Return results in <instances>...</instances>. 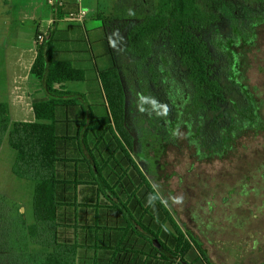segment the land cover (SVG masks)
Wrapping results in <instances>:
<instances>
[{"label":"trees","instance_id":"obj_1","mask_svg":"<svg viewBox=\"0 0 264 264\" xmlns=\"http://www.w3.org/2000/svg\"><path fill=\"white\" fill-rule=\"evenodd\" d=\"M242 4L263 11L241 22L238 12ZM77 10L78 3L69 0L55 8V14L64 19L68 12ZM222 13L228 20L227 31L205 34L219 22ZM97 16L104 25L111 20ZM262 20L264 0H158L154 9L128 32L132 55V68L127 76L131 97L128 104L133 106L130 115L139 132L151 122L160 138L162 127L170 135L178 125H184L200 155H221L243 130L263 129L264 121L256 103L237 79L235 60L227 50L228 42L240 36L251 37L253 24ZM61 37L58 34L54 44L61 43ZM77 39L79 35L72 41ZM53 40L49 39L46 49L37 40V53L30 67L50 94L60 93L56 85L87 79L86 70L75 64L84 59L79 56V49L74 58L54 59ZM163 40L168 44H153ZM167 53L171 62L166 61ZM92 79L93 90L101 93L106 106L109 122L105 125L97 123L98 117L94 121L92 115L87 116L84 105L75 98L51 97L49 122L11 121L8 103L0 101V145L7 135L9 145L16 150L12 173L33 182L32 222L26 224L24 214L18 213L27 234V242L19 243L21 250L30 252L32 244L43 264H79L84 247L89 248L91 255L87 264H98L99 260L105 264H214L201 241L174 219L132 158L135 138L125 120L127 97L119 68L116 65L96 68ZM59 105L79 107V126L74 134L57 132L55 108ZM139 119H143V124ZM113 159L116 163L112 168L127 164L115 178L110 169ZM143 163L149 170L147 161ZM131 168L135 172L129 175ZM136 171L146 188L140 199L135 193ZM125 174L128 180L123 183ZM98 175L104 186L112 188L114 201L123 204L133 222L117 204H100L98 199L94 203L78 201L79 185H94L98 197ZM148 195L144 203L142 199ZM10 226L11 222L2 216V264H9L10 260ZM63 229L73 232L70 240L60 236ZM85 231L94 232L99 240L86 241ZM153 239L158 240L163 251L154 245ZM257 264H264V259Z\"/></svg>","mask_w":264,"mask_h":264},{"label":"rangeland","instance_id":"obj_2","mask_svg":"<svg viewBox=\"0 0 264 264\" xmlns=\"http://www.w3.org/2000/svg\"><path fill=\"white\" fill-rule=\"evenodd\" d=\"M157 1L79 0L80 7L87 13L84 18L85 28L74 26L79 32V39L72 42L71 46L79 49V56L84 57L82 62L75 64L86 70L87 79L73 81V84L85 90L86 101L91 104L90 109L85 111L86 115H92L94 121L98 117L97 123L105 125L109 122L106 106L101 93L93 90L95 84L92 77L96 68L116 65L125 84L127 97L125 120L127 119L129 130L135 138L132 158L140 171L145 174L150 185L158 191L174 219L183 229L189 230L201 241L202 247L214 264H257L264 259V128L243 130L221 155H200L190 142L186 126L178 125L170 135L165 127H162L158 138L155 125L151 122L147 129L142 126L139 132L138 125H134L131 119L133 106L128 104L131 97L127 76L132 68V55L128 48V32L146 13L154 9ZM41 2L45 5L47 0H12L10 3L12 12L7 15L1 13L3 9L0 7V99L2 100L14 99L15 88L22 85L20 80L23 74L22 66L14 64V61L24 57L27 47L30 44L34 45V40H38L37 29L41 31L45 26V24L41 25ZM261 11L263 10L242 4L238 18L244 22L248 16L251 17L252 14ZM97 14L101 18H111V20L106 21L107 24L104 25ZM227 24V17L222 13L219 22L210 26L205 34L218 30L226 32ZM65 44L69 43L64 41L54 45L62 47ZM153 44L168 43L163 40ZM227 50L235 60L237 79L255 101L257 111L264 121V20L253 24L251 37L240 36L236 41L228 42ZM53 57L54 59L74 58V54L60 50L56 51ZM171 60L167 53L166 61L171 62ZM150 61L155 62L154 59ZM167 68L171 67L167 66ZM75 99L83 103L81 98ZM68 108V112L63 111V114H67L74 121L57 127L58 133L74 134L79 126V107L73 105ZM31 115L32 112L27 113V116ZM9 116L11 121L22 118V114L13 111ZM138 122L143 124V119H139ZM163 124L164 122L161 123L162 126ZM92 135L97 134L92 133ZM113 146V148L117 146L116 139L113 141ZM15 157L16 150L9 145L5 135L0 145V219L4 216L11 222L8 235L10 242L8 253L11 254L7 263L43 264L32 244H29L28 253L23 252L19 244L23 241L27 242V234L25 226L18 219V213L24 214L26 224L33 220V182L12 173ZM144 161L149 164V170L146 169ZM125 162L129 164L126 158ZM115 163L113 159L110 164L114 178L119 176L127 165L121 164L112 168ZM132 171L135 172V169L131 168L129 175ZM136 174L135 193L140 199L146 188L141 185L140 174L137 171ZM70 176L71 172L68 174V177ZM127 180L128 175L125 174L123 183ZM97 181L100 186L98 197L95 187L81 185L77 191L78 200L94 203L98 199L100 204L112 203L122 208L121 202L114 201L112 188L104 186L99 175ZM106 183L110 185L109 182ZM131 190L132 187L129 186V191ZM149 197L150 195L144 197L142 201L147 202ZM85 233L83 237L86 241L92 243L99 240L94 232L85 231ZM60 236L70 240L73 232L63 229ZM192 255L194 253L189 254L190 257ZM90 256L89 248L84 247L80 251L78 263H89ZM98 264L105 262L99 260Z\"/></svg>","mask_w":264,"mask_h":264},{"label":"crops","instance_id":"obj_3","mask_svg":"<svg viewBox=\"0 0 264 264\" xmlns=\"http://www.w3.org/2000/svg\"><path fill=\"white\" fill-rule=\"evenodd\" d=\"M11 1L12 0H8L7 2L0 1V7H2L3 9L1 13L7 15L12 12V8L10 6ZM71 1L74 0H70V2ZM62 18H63L62 15L55 14L54 7H52L50 4L47 3L44 5L41 2V25L45 24V26L43 29H41V31L40 29H37L36 33L41 32L45 35V40L42 41L41 43L44 44L45 49L49 47L48 44L49 39L53 40L56 36H58V34H62L60 40H62V42L67 41L69 44H65L62 47L61 46L56 47L54 45L55 41L53 40L52 44L54 50L52 52V55L54 56L56 51L63 50L68 53L73 52L74 57H76L77 53H75V51L77 50V48L72 47L71 44H73L72 40L78 37L79 32L74 28V26L78 27V25L68 22ZM34 41H35L34 45L30 44L27 47L26 51L24 52V57L21 60L17 59L14 61V64L22 66V70H23V74L20 77V80L22 81V85L17 86L15 88L16 95L14 99L13 98L7 99L6 101L0 99V101H5L8 103L9 114L12 111L18 113L19 115L22 114L21 119H15V120L49 122L51 120L50 114L52 112L51 103H49L51 97L64 98V99L81 98L83 100L82 104L84 105L85 111L87 112L90 109L89 107L90 104L88 101H86L85 98L86 95L84 93L85 90L82 87H76V85L73 84V81H67L63 84V86L62 85L59 87L57 85L54 86L55 88H58L59 90L58 92L60 93L50 94L40 84V81L37 78V76L31 72L30 67L36 56L37 45L39 44L37 40ZM9 79L12 80V78ZM68 107L69 106L59 105L55 108L56 129L59 126L62 127L63 124L66 125L67 123L74 121V119L67 116V114H63V111L68 112L69 110ZM29 112H32L31 116H27V113ZM84 185H88V184H84ZM91 186L95 187L94 185ZM95 191H96V187H95Z\"/></svg>","mask_w":264,"mask_h":264},{"label":"built area","instance_id":"obj_4","mask_svg":"<svg viewBox=\"0 0 264 264\" xmlns=\"http://www.w3.org/2000/svg\"><path fill=\"white\" fill-rule=\"evenodd\" d=\"M65 1L67 0H47V3H49L54 8H57L62 6ZM74 1L78 3V10L76 12H68L64 19L68 22L83 26L85 25L84 18L86 17L87 13L80 7L79 0ZM37 38L39 42H42L45 40V35L41 32H38Z\"/></svg>","mask_w":264,"mask_h":264},{"label":"water","instance_id":"obj_5","mask_svg":"<svg viewBox=\"0 0 264 264\" xmlns=\"http://www.w3.org/2000/svg\"><path fill=\"white\" fill-rule=\"evenodd\" d=\"M100 184L102 185V183H100ZM122 210H123V212L126 214L128 220L131 221V222H133V221H132V218H131V216H130V214L127 212V209H126L123 205H122ZM153 243H154V245L158 246V248H159L161 251L164 250V249L158 244V240H157V239H153Z\"/></svg>","mask_w":264,"mask_h":264}]
</instances>
